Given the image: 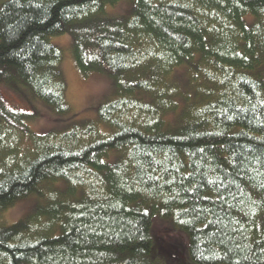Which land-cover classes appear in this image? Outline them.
Returning a JSON list of instances; mask_svg holds the SVG:
<instances>
[{
	"label": "trees",
	"instance_id": "obj_1",
	"mask_svg": "<svg viewBox=\"0 0 264 264\" xmlns=\"http://www.w3.org/2000/svg\"><path fill=\"white\" fill-rule=\"evenodd\" d=\"M119 1L0 5V91L71 114L51 43L68 33L80 73L109 75L118 93L96 119L45 134L0 96V213L42 200L0 221V264H154L156 216L195 264H264V0H135L108 16ZM183 65L198 97L172 124Z\"/></svg>",
	"mask_w": 264,
	"mask_h": 264
},
{
	"label": "rangeland",
	"instance_id": "obj_2",
	"mask_svg": "<svg viewBox=\"0 0 264 264\" xmlns=\"http://www.w3.org/2000/svg\"><path fill=\"white\" fill-rule=\"evenodd\" d=\"M5 0H0L1 3ZM135 0H120L114 5L106 7L108 16L129 15L133 12ZM51 43L62 50L63 58L60 68L67 83L66 99L72 107L71 114H55L46 104L35 98L27 91L25 97L18 95L8 89L0 91V96L7 106L15 110L27 111L33 115L27 124L34 133L45 134L51 130H64L75 120H89L97 118V107L117 96L113 80L107 74L93 72L88 77L83 76L76 68L72 56V38L70 34H62L51 38ZM188 66H179L169 77L170 83L177 91L176 101L180 107L177 111H170L166 118L170 123L176 122L182 112V105L187 101L196 99L194 85L200 80L194 78V73ZM194 84V85H193ZM194 86V87H193ZM57 186H65L64 182ZM42 200L36 193H32L22 200L16 201L4 212L0 213V221L5 224H13L30 216ZM154 234L152 253L159 250L157 260L154 264H195L188 252V247L179 246L181 242L186 246L187 237L173 227L170 220L156 216L151 228ZM153 237V235H152ZM154 238V237H153ZM176 246V247H175ZM176 248L173 254L170 248ZM157 255V254H156Z\"/></svg>",
	"mask_w": 264,
	"mask_h": 264
}]
</instances>
